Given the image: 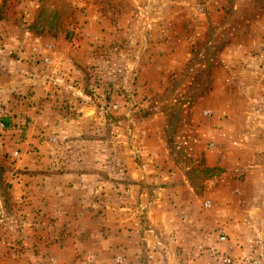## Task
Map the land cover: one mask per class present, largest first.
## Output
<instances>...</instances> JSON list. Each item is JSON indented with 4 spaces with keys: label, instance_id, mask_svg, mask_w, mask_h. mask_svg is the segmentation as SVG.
<instances>
[{
    "label": "rangeland",
    "instance_id": "rangeland-1",
    "mask_svg": "<svg viewBox=\"0 0 264 264\" xmlns=\"http://www.w3.org/2000/svg\"><path fill=\"white\" fill-rule=\"evenodd\" d=\"M0 264H264V0H0Z\"/></svg>",
    "mask_w": 264,
    "mask_h": 264
}]
</instances>
